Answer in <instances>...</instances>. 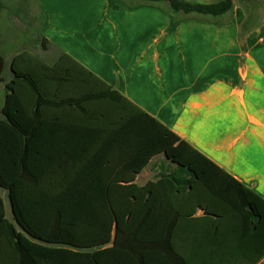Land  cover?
Masks as SVG:
<instances>
[{
	"label": "trees",
	"instance_id": "obj_1",
	"mask_svg": "<svg viewBox=\"0 0 264 264\" xmlns=\"http://www.w3.org/2000/svg\"><path fill=\"white\" fill-rule=\"evenodd\" d=\"M136 1L216 17L250 0ZM3 68L0 55V81ZM10 71L0 107V188L12 221L0 197V256L11 264H120L118 253L135 251L132 242L169 240L168 231L150 229L177 223L164 213L180 209L195 182L262 222L257 194L67 54L47 63L22 50ZM157 154L173 169L137 185Z\"/></svg>",
	"mask_w": 264,
	"mask_h": 264
},
{
	"label": "crops",
	"instance_id": "obj_2",
	"mask_svg": "<svg viewBox=\"0 0 264 264\" xmlns=\"http://www.w3.org/2000/svg\"><path fill=\"white\" fill-rule=\"evenodd\" d=\"M36 9L52 26L42 40L56 58H73L264 201V15L235 4L228 16L176 15L163 2L136 0H37ZM173 167L154 155L134 182ZM195 183L180 209L164 213L177 223L150 229L169 240L132 242L121 263L264 264V206L258 223Z\"/></svg>",
	"mask_w": 264,
	"mask_h": 264
},
{
	"label": "rangeland",
	"instance_id": "obj_3",
	"mask_svg": "<svg viewBox=\"0 0 264 264\" xmlns=\"http://www.w3.org/2000/svg\"><path fill=\"white\" fill-rule=\"evenodd\" d=\"M37 0H0V55L4 58L3 81H0V107L4 101V86L11 78L10 61L12 57L27 50L36 54L47 63H51L57 56V49L49 42L46 49L41 45L52 26L46 14L37 11ZM237 6L252 11L260 18L264 15V0H250L248 3L235 1ZM228 16V13L224 14ZM45 24L46 34L42 33ZM156 169L149 171L148 176L155 178ZM4 199L7 217L12 221L10 208L5 192L0 190Z\"/></svg>",
	"mask_w": 264,
	"mask_h": 264
}]
</instances>
